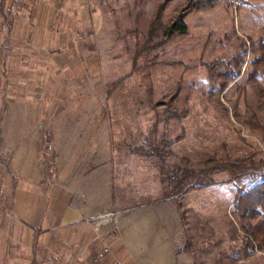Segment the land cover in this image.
<instances>
[{
  "label": "rangeland",
  "instance_id": "374dc122",
  "mask_svg": "<svg viewBox=\"0 0 264 264\" xmlns=\"http://www.w3.org/2000/svg\"><path fill=\"white\" fill-rule=\"evenodd\" d=\"M164 1L59 6L67 23L78 19L77 36H63L94 52L97 70L62 73L69 94L50 106L105 110L115 146L114 213L99 219L100 235L121 233L131 255L112 240L100 250L109 248L111 264H264L233 207L251 173L264 170V68L253 64L264 0ZM181 16L186 34L169 38ZM74 86L84 93L72 97ZM242 167L249 174L237 178ZM181 176L185 187L175 189Z\"/></svg>",
  "mask_w": 264,
  "mask_h": 264
},
{
  "label": "crops",
  "instance_id": "0c3cea01",
  "mask_svg": "<svg viewBox=\"0 0 264 264\" xmlns=\"http://www.w3.org/2000/svg\"><path fill=\"white\" fill-rule=\"evenodd\" d=\"M62 2L0 0V264H86L107 240L131 255L121 233L100 235L114 213L105 110L50 106L69 94L62 73L97 70L94 52L63 36H77L78 19L61 18Z\"/></svg>",
  "mask_w": 264,
  "mask_h": 264
},
{
  "label": "trees",
  "instance_id": "16d2710c",
  "mask_svg": "<svg viewBox=\"0 0 264 264\" xmlns=\"http://www.w3.org/2000/svg\"><path fill=\"white\" fill-rule=\"evenodd\" d=\"M167 1L168 0H165L164 2ZM164 2L158 6L156 10L157 15L163 10L165 6ZM175 34H186V25L182 16L176 21H173L166 29L165 35L169 38ZM260 48L259 55L253 61L255 67L254 72H257L260 68H264V40L260 42ZM177 90L178 89L172 93L170 98H174L177 95ZM136 148H139L141 154L143 153V155L149 154L147 152L144 153L141 151L144 150L143 145H140ZM235 167H237V165ZM242 169L239 174L235 175L237 178L249 174L246 168L242 167ZM251 174L254 177L248 180L245 186H243L235 196L233 207L237 211L240 222L244 228L243 236L247 235L245 237H247L253 243V245L258 250H260L264 248V170H255ZM184 187L185 180L181 176L179 179H177L174 188L181 190V188ZM107 255L108 254L106 253L105 256L100 260V264L112 263V258Z\"/></svg>",
  "mask_w": 264,
  "mask_h": 264
},
{
  "label": "built area",
  "instance_id": "2783aa9c",
  "mask_svg": "<svg viewBox=\"0 0 264 264\" xmlns=\"http://www.w3.org/2000/svg\"><path fill=\"white\" fill-rule=\"evenodd\" d=\"M109 252V248L108 247H104L103 249H101L100 251H98L91 260H89L86 264H100V260L105 256L106 253ZM47 264H61L58 261H55L53 259H48L47 260ZM66 264H70V263H66Z\"/></svg>",
  "mask_w": 264,
  "mask_h": 264
}]
</instances>
